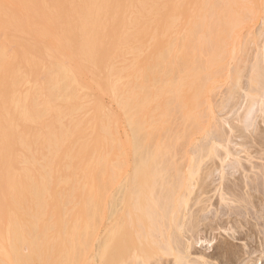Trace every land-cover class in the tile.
<instances>
[{
    "label": "bare ground",
    "instance_id": "6f19581e",
    "mask_svg": "<svg viewBox=\"0 0 264 264\" xmlns=\"http://www.w3.org/2000/svg\"><path fill=\"white\" fill-rule=\"evenodd\" d=\"M244 1L0 0V217L91 173L90 262L264 264V25L245 31ZM9 248L0 264L53 263Z\"/></svg>",
    "mask_w": 264,
    "mask_h": 264
},
{
    "label": "rangeland",
    "instance_id": "374dc122",
    "mask_svg": "<svg viewBox=\"0 0 264 264\" xmlns=\"http://www.w3.org/2000/svg\"><path fill=\"white\" fill-rule=\"evenodd\" d=\"M244 2L251 5V7L245 5L251 8V13H248L249 18L244 29L245 31L248 29L256 31L260 24L264 25L262 24L264 22V0H245ZM188 149L192 150V147ZM97 174L99 173H93L94 176ZM88 176L84 187L72 192L75 199L68 204L49 200L39 205L43 207V211L39 213L22 211L16 217H0V259L9 260L4 256L3 249L10 250L9 247L13 245H33L42 254L46 252L45 255L51 261L53 260L52 264H92L93 262H90V258L88 260L87 255L90 248L97 247L99 240L97 236L101 227L100 181L95 177L91 180V173H88ZM16 221L21 225L8 226L9 222ZM13 232H19L16 241ZM215 240L210 239V244L214 245ZM80 253L81 257L78 255ZM7 255L10 256L9 253Z\"/></svg>",
    "mask_w": 264,
    "mask_h": 264
}]
</instances>
